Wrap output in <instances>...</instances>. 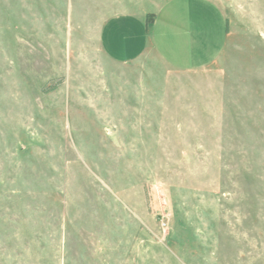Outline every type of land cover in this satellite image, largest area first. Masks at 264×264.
<instances>
[{
  "label": "rangeland",
  "instance_id": "1",
  "mask_svg": "<svg viewBox=\"0 0 264 264\" xmlns=\"http://www.w3.org/2000/svg\"><path fill=\"white\" fill-rule=\"evenodd\" d=\"M149 1L0 0V264H264V0L190 72L102 52Z\"/></svg>",
  "mask_w": 264,
  "mask_h": 264
},
{
  "label": "crops",
  "instance_id": "2",
  "mask_svg": "<svg viewBox=\"0 0 264 264\" xmlns=\"http://www.w3.org/2000/svg\"><path fill=\"white\" fill-rule=\"evenodd\" d=\"M196 3L208 7L211 4L215 18L224 22V34L218 31V36L213 35L206 21H196V15L203 14V8ZM159 17L165 21L158 28ZM225 20L211 0H167L156 13L142 10L107 18L99 28L98 42L102 52L115 63L126 64L154 52L177 71H196L214 63L222 52L227 35Z\"/></svg>",
  "mask_w": 264,
  "mask_h": 264
},
{
  "label": "trees",
  "instance_id": "3",
  "mask_svg": "<svg viewBox=\"0 0 264 264\" xmlns=\"http://www.w3.org/2000/svg\"><path fill=\"white\" fill-rule=\"evenodd\" d=\"M225 28H226V33H228V21H227V19L225 20Z\"/></svg>",
  "mask_w": 264,
  "mask_h": 264
}]
</instances>
